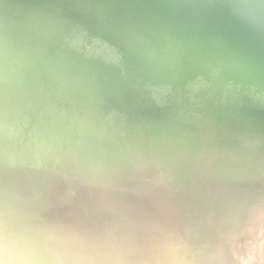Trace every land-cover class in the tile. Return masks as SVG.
Returning <instances> with one entry per match:
<instances>
[{"label": "water", "instance_id": "95a60500", "mask_svg": "<svg viewBox=\"0 0 264 264\" xmlns=\"http://www.w3.org/2000/svg\"><path fill=\"white\" fill-rule=\"evenodd\" d=\"M66 3L83 6L96 15L105 18L111 25L124 23L127 27L137 28L138 34H135L134 37L136 38L135 43H141L143 46L141 52L130 59V63L124 68L96 70L87 63L78 64L46 50L47 48L34 37L37 35L35 28L37 18L40 19V17L36 16L37 7L40 4ZM239 21H242L241 25L243 28L250 27L260 30L263 33L261 34L263 38L264 0H0V87L2 89L5 87L8 81L7 75L10 73L36 77L32 69L37 62L44 64L46 72H50L52 69L53 71L55 69L61 70L60 68L69 69L73 75L83 76L86 81L93 82L97 89L107 91L109 94L111 91L113 95L110 94L108 97L101 95L102 103L106 101L104 104L122 108L125 111V121L117 123L103 121L99 127H93L94 123L89 117L84 116L79 111L74 112V105L62 97H50L47 101H52V103L49 105L46 103L47 101H39L42 103L41 105L46 103L41 108L46 110L45 112L48 116L49 114H60L63 117L62 126L68 125L71 127L67 128L68 130L74 131L85 128L89 129L95 136L100 127L106 126V124L129 126L132 119L140 118L139 121L133 122L134 126L140 124L142 127L144 124L151 125L152 130L160 133V141L164 146V150L139 154L150 156L161 153L165 160L163 166L168 170L169 165L179 164L182 167L181 170L168 171L181 176L182 173L192 171L189 168H193V166H186V164H193V161L185 160V158L193 156V154L187 155L182 159L178 155L166 151V136L171 135L167 134L165 128L173 124L170 118L176 117L177 113L171 112L165 107L161 111L162 114L152 112L151 90L159 87L157 86L159 84H161L160 88L163 86L175 87L173 85L162 86L164 82L175 83L176 87L179 88L177 94L187 99L185 102L182 101L180 106L177 105V109H182L193 119H195L196 114H199L203 107V102L212 100L215 95L217 97L221 95L234 97L240 86L234 80L236 77L240 79V76L244 75V68L235 73L229 72L231 68L228 66L227 60L228 55L240 48L241 44L244 43V39L238 34L240 30L236 31L233 27ZM262 48L263 51L258 54V60L252 65L264 71V45ZM263 74L264 72L262 76ZM60 78L61 75L57 79ZM262 79L263 82L259 80L257 84L264 91V77ZM33 83L34 80L27 85L32 86ZM123 83L127 84V88L124 91L121 89ZM19 89L24 90L23 94L29 93L25 86H20L19 84L13 90L8 89L6 92L13 94ZM125 97L127 98L124 99ZM189 97H193V100H189ZM240 99H244L243 94H241ZM57 101L61 105L66 103L67 107L72 110V114L76 113L85 118L89 121V124L73 128L71 124L65 123L64 117L69 116V112L62 113L56 105ZM125 103L130 107L125 105ZM239 108H234L233 112H229L227 109L223 110L218 116L215 113L209 114L210 112H203L202 114L212 116L213 122L216 121L217 125L223 130L228 129L226 132H234V129L237 128L239 129L238 131L244 130V132H248L251 137H254L256 133H263L264 115L255 116ZM35 111H37V108ZM152 114L155 117H152ZM162 115L164 117L167 115V117L162 118ZM231 115H236L240 119H247L250 127L244 128L237 123H232ZM176 130L179 129L175 126L172 131ZM209 133L213 135L219 132L210 130ZM219 139L226 141L227 144H232L228 147L264 146L257 142L256 145L237 144L236 135H227ZM255 139L257 140L258 138ZM98 141L100 140L98 139ZM228 147L211 153L204 159L206 160L211 155L225 152ZM207 166L211 167L210 165ZM232 170L240 172L237 169ZM36 171L21 164L11 165L4 170L0 168V193L11 189H20L21 195L36 194V191L34 192L32 189L37 186L44 191L47 197L46 200L52 201L50 205L57 210V214L61 218L66 216V218L74 221L76 219H85L84 223L88 224V226L98 229L104 227L106 228L105 230L111 232L115 230L117 225H122L125 231L128 226H131L134 229L136 228V230H140V234L144 238L145 236H154V234L163 232L167 233L171 226L176 224L184 226L185 231L188 233L190 232L189 227H193V215L187 213L175 217L167 225L158 226L154 231L151 228H143L142 230L134 223V219L145 218L140 212L149 210L148 199L154 195L156 197L165 196L175 201L177 207L183 204L179 203L170 194L168 187L161 186L158 182L148 178L132 180L129 179V176H131L129 173H115L111 177L109 175L105 176L101 182V192H99L108 197V200L112 203L107 204L105 202L104 204L103 200H97L92 196L94 193L90 195V191L84 190L80 192L77 189L79 186L83 187L84 185L91 188L95 187L96 189L95 180L92 181L90 179L91 176H87L84 172L74 170L64 175L59 173L58 170L52 169L47 173L41 171L39 172L40 174H36ZM180 171L181 173H179ZM168 179L172 180L173 178L168 177ZM176 195L185 198L186 189L182 188V191H179ZM260 195H264V192ZM13 199H16L15 196ZM42 204L45 205L46 203L42 201ZM118 205L125 209L131 206L135 218L132 216H128L127 219L118 217L116 211L112 214L108 209L109 207L120 209L121 212L124 211ZM257 214H264V212L260 211ZM244 217L249 219L247 213L241 218L243 219ZM127 221L132 222L133 225ZM125 235L114 236L113 239L116 241L118 238L126 239L130 237ZM247 238H250V236H238L235 244L243 246V239ZM48 259L49 264H56L50 258ZM233 259L234 254H230L229 260L233 262ZM161 262L162 260H160Z\"/></svg>", "mask_w": 264, "mask_h": 264}, {"label": "rangeland", "instance_id": "374dc122", "mask_svg": "<svg viewBox=\"0 0 264 264\" xmlns=\"http://www.w3.org/2000/svg\"><path fill=\"white\" fill-rule=\"evenodd\" d=\"M36 16L40 19L37 18V35L34 37L46 50L78 64L87 63L96 70L124 68L143 47L141 43H135L137 28L127 27L124 23L111 25L105 18L83 6L72 3L40 4ZM14 88L12 84H6L3 89L0 87V92ZM23 91L19 89L14 93L19 96L26 95ZM56 105L62 113L69 112V116L64 117V122L71 124L73 128L89 124L85 118L76 113L72 114L66 103L61 105L57 101ZM58 116L62 117L55 114L49 122L61 121L55 120ZM139 120L140 118L132 119L129 126L106 124L100 127L95 137L128 153L163 151L160 133L152 130L149 124H144L143 127L141 124L134 126L133 122ZM24 126L20 123L0 122V131L12 129L16 131L15 134L24 132L29 136L35 133L32 130L33 125ZM19 127L24 129L21 131ZM21 143L15 140L0 143L29 157L13 158L14 161L0 165L1 170L14 164L37 170L36 174L41 171L47 173L52 169L66 175L75 170L61 164V160L45 155L37 146L34 148L27 142ZM185 160L193 161V156L186 157ZM205 161L210 166L221 165L240 170L246 178L221 184L213 181L212 188L206 192L205 197L203 191L199 198L178 201L183 203L180 207L175 205L176 202L157 204L149 201V210L140 212L145 218L137 219L138 221L134 219L140 229L151 228L154 231L179 215L191 214L193 227H189V233L179 224L172 225L167 233L145 238L140 230L131 226L125 231L122 225H117L111 232L104 227L98 229L88 226L84 223L85 219L74 221L66 216L61 218L50 205L52 201L46 200L44 191L37 186L32 189L36 194L21 195L20 189L1 192L0 247L6 242V251H0V264H49L48 258L56 264H160L159 258L165 260H162L164 264H264V214L258 215V208H248L251 202L263 196L260 194L264 192V175L258 180L252 177L264 172V146L228 147L225 152L211 155ZM181 169L179 164L168 166V170ZM95 183L96 189L87 185L77 189L80 192L90 191V195L94 193L92 196L103 200L104 204L112 203L100 193L101 185ZM248 186L250 187L246 188ZM14 196L16 199H13ZM42 201L46 204H42ZM119 207L124 211L121 212L115 207L108 209L112 214L116 211L118 217L135 218L131 206L128 209ZM245 213L250 217L254 215L252 221L248 217L241 218ZM127 222L133 225L132 222ZM121 235L130 237L118 238L116 241L113 239L114 236ZM244 235L250 238L243 239V246L235 244L238 236ZM152 254L153 257H159L158 260L151 257ZM230 254H234L233 262L229 260Z\"/></svg>", "mask_w": 264, "mask_h": 264}, {"label": "bare ground", "instance_id": "6f19581e", "mask_svg": "<svg viewBox=\"0 0 264 264\" xmlns=\"http://www.w3.org/2000/svg\"><path fill=\"white\" fill-rule=\"evenodd\" d=\"M242 21L237 22L233 27L236 31L240 30L238 34L244 39V43L241 44L240 48L230 53L227 60L228 66L231 68L229 72L232 71L235 73L240 71L241 68H244V75L240 76V79L236 77L234 80L240 85L234 97H227L225 95L217 97L215 95L212 100L203 102V107L199 111V114H196L195 119H193L182 109H177V105L180 106V103L182 101L185 102L187 99L177 94L179 88L176 87L175 83L164 82L162 86L173 85L175 87L163 86L160 88L161 84H159L157 85L159 87H155L151 90L152 112L162 114L161 111L165 107L169 111L177 113L176 117L170 118L174 126H172V124L165 128L167 134L171 135L166 136V151L171 154H176L182 159L183 156L193 154V164H186V166H193V168H189L192 171L182 173V175L179 176L177 173L174 174L168 171L166 167L163 166L165 160L161 153L150 156L139 153H127L116 147L105 144L104 142L98 141L94 133L89 129L68 130L67 128H71L70 126H62L63 117L58 116L57 119H55L61 121L49 122L53 115L49 114L48 116L46 112H41V107L45 106L46 103L48 105L52 103V101H47L50 97L66 98L74 105V112L79 111L92 120L94 123L93 127H99L103 121H108L109 123L125 121V111L120 107L104 104L106 101L102 103L101 95L106 97L110 94L113 95L111 91L109 94L107 91L97 89L93 82L86 81L83 76L73 75L69 69L60 68L61 70L55 69L54 71L52 69L50 72H46V67H44V64H40V62H37L32 69L36 77L19 75L16 73L7 75V85L12 84L16 86L19 84L20 86H25L29 93L19 96L15 93L9 94L7 92H0V122L6 124L20 123L23 126L25 124L28 126L33 125L34 129L32 130L35 133L29 136L25 135L24 132H17L15 134L16 131L5 129L4 132L0 131V143L15 140L20 143L27 142V144H31L34 148L37 146V148L43 150L45 155L50 156L52 159L61 160V164H65L67 167H72L77 171L86 173L87 176H91L90 179L92 181L95 180V182L100 185L105 176L109 175L111 177V175H115V173H129L131 175L129 179L132 180L148 178L149 180L158 182L161 186L164 185L168 187L170 194L178 201H191L194 198H199L203 191H205L203 193V197H205L207 195L206 192L212 188L213 181L221 184L223 182L245 179L246 176L240 173L242 171L238 172L224 166L209 167L206 165L204 159V157L209 156V154L232 145L219 139L227 135H236L237 144L240 145H256V142L260 145H264V132L256 133L254 137L249 136V133L244 132V130L238 131L239 129L237 128L234 129V132H226L228 129L223 130L217 125L216 121H212V116L209 115L215 113L218 116L226 109L229 110V112H233V109L237 107L255 116L264 115V91L262 87L257 84L259 80L263 82L262 78L264 74L262 76V73L264 71L252 65L258 60V54L263 51L264 37L262 38L261 34L263 33L258 29L255 30L250 27L243 28L241 25ZM257 44L259 45L257 46ZM60 75L61 78L57 79ZM32 80H34L33 85H27L30 84ZM126 88L127 84L123 83L121 89L124 91ZM241 94H243L244 99H240ZM35 100H37V102H35ZM189 100H193V97H189ZM39 101L47 102L41 105L42 103ZM136 104L139 105L137 102ZM36 108L37 111H35ZM135 110L138 111L136 108ZM203 112L210 113L205 115L202 114ZM163 115L162 118L164 117ZM153 116L152 114V117ZM231 116L232 123H237L244 128L250 127L247 119H240L236 115ZM165 117H167V115ZM175 126L179 130L172 131ZM22 129L24 128L21 127L20 130L22 131ZM210 130L219 133L212 135L209 133ZM255 138L258 139L256 140ZM20 145L23 144L21 143ZM11 148L0 145L1 165H6V163H10V161H14L13 158L24 159L28 157V155H21ZM262 175H264V172L256 174L252 179L258 180ZM168 177H172L173 179L170 180ZM110 179L113 180L112 178ZM182 188L186 189L185 198L176 195L179 191H182ZM148 200L157 204L175 202L165 196L156 197L155 195ZM248 208L251 210L258 208L256 210L257 212H264V195L251 202ZM256 211H254V214ZM253 216H249V219ZM155 253L153 254L156 255L159 252ZM153 254L151 257H153ZM158 255L161 254L159 253ZM158 258L156 257L157 260Z\"/></svg>", "mask_w": 264, "mask_h": 264}, {"label": "snow or ice", "instance_id": "6c2138e0", "mask_svg": "<svg viewBox=\"0 0 264 264\" xmlns=\"http://www.w3.org/2000/svg\"><path fill=\"white\" fill-rule=\"evenodd\" d=\"M0 251H6V242H4L3 246L0 247Z\"/></svg>", "mask_w": 264, "mask_h": 264}]
</instances>
